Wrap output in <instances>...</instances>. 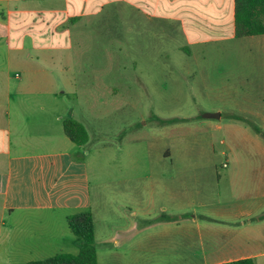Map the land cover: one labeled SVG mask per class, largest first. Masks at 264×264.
<instances>
[{
	"label": "crops",
	"instance_id": "obj_1",
	"mask_svg": "<svg viewBox=\"0 0 264 264\" xmlns=\"http://www.w3.org/2000/svg\"><path fill=\"white\" fill-rule=\"evenodd\" d=\"M117 1L135 16L181 22L193 41L206 33L215 35L212 39L251 41L258 49L255 63L264 65V34L234 36V0H164L180 10L161 14L162 0ZM110 2L0 0V264L78 253L81 242L67 217L84 210L93 217L98 264H220L243 258L264 264V146L258 142L252 147L262 160L240 163L241 171L231 169L222 183L205 172L174 184L172 177L134 178L133 204L121 195L118 201L103 199L102 214L95 211L86 143H74L63 130L53 69L34 65L45 49L30 50L51 47L39 43L46 40L72 38V23ZM201 13L210 19L206 28L200 24ZM39 22L53 28L35 30ZM13 23L18 27L12 29ZM258 73L247 81L264 89L263 66ZM250 114L264 121V109ZM245 141L255 140L247 136ZM241 147L248 158L250 146ZM201 168L206 169L204 163ZM156 189L165 194L154 198ZM99 224L104 226L100 237Z\"/></svg>",
	"mask_w": 264,
	"mask_h": 264
},
{
	"label": "rangeland",
	"instance_id": "obj_2",
	"mask_svg": "<svg viewBox=\"0 0 264 264\" xmlns=\"http://www.w3.org/2000/svg\"><path fill=\"white\" fill-rule=\"evenodd\" d=\"M178 10L160 1L159 14ZM206 18L201 13L203 28L210 23ZM71 25L76 33L72 38L39 42L51 47L30 51L45 49L34 65L53 69L55 99L63 117L87 129L85 149L97 213L102 214L103 199L118 201L122 195L133 204L134 178L172 177L174 184L205 172L222 183L231 169L241 171L240 163L262 160L252 146H264V137L252 124L264 132V121L250 112L264 109V89L247 80L258 78L264 65L255 63L258 49L251 41L212 39L215 35L208 33L193 41L183 33L181 22L135 16L117 0ZM33 28L53 26L39 22ZM11 33L14 39L16 32ZM233 114L252 124L229 117ZM173 118L176 121L162 122ZM247 136L254 143L245 141ZM246 144L248 158L241 147ZM153 193L154 198L165 194L157 189ZM102 231L104 226L97 225L98 237Z\"/></svg>",
	"mask_w": 264,
	"mask_h": 264
},
{
	"label": "trees",
	"instance_id": "obj_3",
	"mask_svg": "<svg viewBox=\"0 0 264 264\" xmlns=\"http://www.w3.org/2000/svg\"><path fill=\"white\" fill-rule=\"evenodd\" d=\"M264 34V0H234V36L236 38ZM229 117L249 122L239 115ZM176 121V118L163 120ZM63 130L76 144L83 145L88 142L89 135L85 126L70 117L62 121ZM254 130L264 137V132L256 125ZM260 217H264V213ZM71 232L81 242L78 253L60 252L44 260L30 261L26 264H98L95 249L94 221L89 210L78 211L67 217ZM220 264H255L251 258L237 259Z\"/></svg>",
	"mask_w": 264,
	"mask_h": 264
},
{
	"label": "built area",
	"instance_id": "obj_4",
	"mask_svg": "<svg viewBox=\"0 0 264 264\" xmlns=\"http://www.w3.org/2000/svg\"><path fill=\"white\" fill-rule=\"evenodd\" d=\"M223 166H226V163H223Z\"/></svg>",
	"mask_w": 264,
	"mask_h": 264
},
{
	"label": "water",
	"instance_id": "obj_5",
	"mask_svg": "<svg viewBox=\"0 0 264 264\" xmlns=\"http://www.w3.org/2000/svg\"><path fill=\"white\" fill-rule=\"evenodd\" d=\"M216 116H219V114H217Z\"/></svg>",
	"mask_w": 264,
	"mask_h": 264
}]
</instances>
